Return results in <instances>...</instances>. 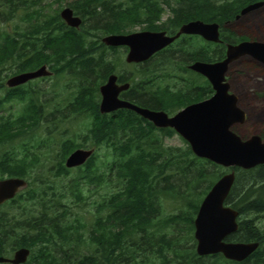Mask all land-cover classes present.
<instances>
[{
    "label": "trees",
    "instance_id": "16d2710c",
    "mask_svg": "<svg viewBox=\"0 0 264 264\" xmlns=\"http://www.w3.org/2000/svg\"><path fill=\"white\" fill-rule=\"evenodd\" d=\"M44 1L0 0L3 13L11 15L24 10L28 21L36 20L35 25L25 29L16 28L12 32L0 30V88H5L2 79L7 71L16 74L34 70L43 64L49 65L56 75L67 72L80 79L81 84L70 109L74 114L91 118L84 140H91L97 147L109 148L111 158L107 161L110 173L100 171L97 149L84 165L74 167L77 171L75 194L83 199L80 185L92 184L96 180L101 183L105 175H108L106 183L109 187L116 181L120 186L117 184V188L99 204L94 222L84 233L80 230L85 228L84 223L77 219L78 226H75L64 220L62 216L66 215L65 212H58L60 201L54 187L46 179H39V185L31 188H28L27 180L28 189L25 192L0 205V255H5L3 243L16 236L14 247L31 249L29 264H135L137 250L146 245L161 260L155 264H167V261L170 264H198L205 260L206 257L195 251L194 217L199 200L197 195H192L195 192H191L198 184H213L219 176L217 168L221 166L197 156L185 140L187 146L184 148L166 147L163 137L155 130L161 131L164 136H172L176 133L173 128L157 127L130 109L102 113L97 99L99 86L114 71L112 62L107 60V50L116 48L108 47L101 39L89 40L90 30L101 29L109 34L127 32L142 24L158 27L164 2L73 0L68 6L82 16V26L86 21L92 24L91 27L75 28L67 26L60 15V8L44 13ZM164 1L171 5L170 0ZM255 1L259 0H226L219 3L217 0H189L198 3L193 9L190 5L185 9L183 0H178L179 6L172 7L174 17L171 22L179 26L192 19H201L224 24L234 21L243 7ZM41 17L44 20L39 22ZM222 57L220 55L219 58ZM195 58L212 60L211 55ZM6 89L5 95L0 98V109L15 99L26 101V104L18 115L0 116V147L37 129L44 113L42 102L32 89L26 90L23 85ZM84 145L70 138L62 142L61 158L55 167L57 175H68L73 171L66 166V158ZM40 163L41 156L36 151L26 149L19 154L14 150H5L0 156V173L2 176L27 179ZM209 164L214 165V169ZM176 174L181 178V184L192 186L186 196L178 195L185 201L178 208L184 210L188 206L192 212L179 214L177 208L176 212L161 216L159 194L166 189L167 194L178 191L172 190L177 186L171 189L167 186L173 184L172 177ZM184 177L187 179L184 180ZM206 192L207 189H203L202 194ZM8 204L16 205L18 211L15 212L13 207L11 211L6 210L4 207ZM102 209H106L105 214ZM184 215L186 220H180ZM174 226L177 231L172 230ZM148 235L151 243L152 240L154 242L153 246L145 244ZM78 244L94 246V252L75 258L72 249ZM252 257L254 264H264L263 251Z\"/></svg>",
    "mask_w": 264,
    "mask_h": 264
},
{
    "label": "water",
    "instance_id": "95a60500",
    "mask_svg": "<svg viewBox=\"0 0 264 264\" xmlns=\"http://www.w3.org/2000/svg\"><path fill=\"white\" fill-rule=\"evenodd\" d=\"M264 5V0L250 3L243 7L236 16L239 18ZM62 19L70 26L79 28L83 18L70 6L60 11ZM182 34H199L206 40L220 42V23L195 19L182 24L174 35L164 31H137L131 33H112L102 38L108 46H128L126 61L143 62L156 52L174 42ZM227 56L220 61H196L190 68L203 74L212 83L216 93L209 99L193 103L170 116L163 110H152L119 98V93L129 84L118 85L117 75L111 74L106 84L102 85L100 111L110 113L120 108L135 111L150 120L155 126L171 127L185 138L193 152L225 167L241 166L251 168L264 163V140L254 134L243 139L232 126L244 122L246 112L237 104V96L229 92L230 83L226 80L229 65L234 60L248 55L264 64V41L245 40L237 44H228ZM47 64L16 73L10 76L6 85L17 87L30 80L52 75ZM95 153V148H76L66 158V166L74 168L84 165ZM235 173L224 174L203 200L195 220V236L198 240L197 252L200 255L223 253L227 258L242 261L249 257L259 246L258 242H226L224 239L238 229V212L224 207L223 201L230 191ZM28 186L23 177H5L0 179V205L14 198ZM31 254L29 247L17 248L12 256L0 255V263L24 264Z\"/></svg>",
    "mask_w": 264,
    "mask_h": 264
},
{
    "label": "rangeland",
    "instance_id": "374dc122",
    "mask_svg": "<svg viewBox=\"0 0 264 264\" xmlns=\"http://www.w3.org/2000/svg\"><path fill=\"white\" fill-rule=\"evenodd\" d=\"M72 1L73 0H45L42 4L43 8L45 9L43 11L44 13H52L54 12L53 10L58 8H60L59 10L61 11L64 7L68 6V3ZM220 1L224 2L226 0H217V3ZM170 2L171 5H166L162 2L164 6V12L159 23H161V25H165V27L169 25L171 18L174 17L172 7L179 6V4H177L178 0H170ZM77 15L81 16L80 14ZM240 17V19L229 23V25L231 24V27L233 26V28L236 29L237 34H239L238 38L249 39L251 36L264 41V6L241 15ZM43 20L44 17H41L38 21L42 22ZM35 21V19L33 21H28L26 11L24 10L10 15V13H3L0 9V30L2 31L12 32L15 31L16 28L25 29L27 27H32V25H35ZM91 25L92 24L90 21H86V23H83L82 27H91ZM146 26V24L136 25L135 29H140ZM90 31L91 36L89 40L92 41L96 39H98L97 41H100V39L102 41V37L108 34L103 32L101 29H91ZM224 34L228 36V32H224ZM92 35L94 36L92 37ZM201 41L202 40L199 38H185L181 40L182 44H179H181L180 46L185 47V49H187V51L190 53L196 51L197 49H203L206 52L209 51L208 55H216V48H214L213 45L207 46L206 42ZM212 50L213 52L211 53ZM107 54V60L111 61L115 66L116 73L127 74L135 71L136 66L130 65L126 62L127 50L125 48H109L107 50ZM181 65L182 64L179 63V66ZM176 71L179 70L177 69L174 71V69H172V73ZM4 74L5 75H3L4 77L2 80L5 83V88H0V98L3 97L7 91L6 88L8 86L6 85V80L10 76L14 75L11 70ZM228 76L230 82L232 83V89L240 95V106L247 111L249 116V123L244 126V129L242 127L240 130H242L244 134H248V132H254L264 135V123H261L262 120L264 121V65L257 62L250 56L244 57L232 64ZM80 84V79L67 72L61 75H56L54 72L51 76L37 78L23 84L26 90L32 89L33 94H35V96L38 95L39 100L42 102V106L44 107L42 123L33 132L28 133V135H25L4 147H0V156L5 150H14L19 154L25 152L26 149L32 152L36 151L41 156V163L32 172L31 177H26L29 181L28 188L39 185V183H37L39 182V179H46V181L54 187L57 193V198L60 201L59 205H57L58 212L66 213V215L62 216L64 220L70 221L75 226H78L76 222L78 219L80 222L85 224V228H81L80 230L84 231V233H87V229L92 225L96 215L98 214L97 210L99 208V204L103 203L104 199L113 192V189L117 188L116 186L118 181L113 182L109 187V185L106 183L108 175H105L104 180L101 183H99L97 180L92 184L82 183L80 188L84 198L79 199L75 194L77 175L76 168H73V171L68 175H57L55 167L61 158V144L65 139L68 138L73 139L77 143H84V148L97 149V164L100 167V171L103 173H110L107 166V161L111 158L109 155V148H106L105 146L97 147L93 145L91 140H84V136L91 123V118L87 115L82 116L74 114L70 109L71 102L74 100ZM97 99L100 100V96H97ZM25 104L26 101L19 99L5 103L4 107L0 109V116L10 114L18 115L24 109ZM155 133L163 137V143L166 147L173 146L184 148L187 146V143L184 141V139H182L177 133L172 136H164V134L159 130H155ZM209 167L214 169L215 166L209 164ZM217 169L218 171H225V168L223 167ZM5 177L9 176H2L0 173V179ZM183 179L186 180L187 178L184 177ZM172 181L173 184H167L168 188L171 189L170 187L177 186L172 188V190L178 191L175 194H167L166 192L168 189H166V192L159 194V207L161 208V216H167L170 213L176 212L175 210L178 208V206H180L179 204L185 202L183 201L182 197H179L178 195L186 196L189 189L192 187L181 184L182 180L180 177H177V174L172 177ZM163 185H166V182H163ZM26 188H23L19 193L25 192L28 189ZM15 206L16 205L11 206L8 204L4 208L8 211H11L13 207L14 211L17 212L18 210L15 208ZM180 209L178 208V211ZM187 209L188 206L185 207L184 210ZM102 213L105 214L106 209H102ZM260 219L258 225L264 226V218ZM16 238V236H14L13 239L8 238L7 241L3 243V246L6 250L4 252L5 255L12 256L15 250L18 248L14 247L13 245V243L16 241ZM142 249H144V247L140 246V250ZM72 251L74 257L79 259L85 254H91L94 252V246L89 244H78L76 248L72 249ZM150 259L151 264L159 263L161 261L159 258H157V256H153L152 254L150 255ZM24 264L29 263L27 261Z\"/></svg>",
    "mask_w": 264,
    "mask_h": 264
},
{
    "label": "flooded vegetation",
    "instance_id": "af4514ba",
    "mask_svg": "<svg viewBox=\"0 0 264 264\" xmlns=\"http://www.w3.org/2000/svg\"><path fill=\"white\" fill-rule=\"evenodd\" d=\"M162 1L167 5V3L164 0ZM197 3L189 2V0H183L182 6L185 9H187L188 6L190 5L191 9H193V6L195 4L197 5ZM240 18L241 17L239 18L235 17V20L240 19ZM192 20H195V19H192ZM171 21L172 20H170L169 25L166 27L165 25H161V23H159L158 27H142L140 29H135V27H133L132 30L127 31V32H121V33L127 34L131 32L148 30V31H156V32L164 31L168 35H174L179 31L182 24L179 26H174V23H172ZM210 22H217V21H210ZM230 22L232 21H226L224 23L225 25L220 23V36H221L220 42H213V41L206 40L203 36L199 34H182L174 42L167 45L165 48L161 49L160 51L156 52L151 58H149L146 61L132 62V63H129L126 61L128 64L136 66L135 71H132L127 74H118L115 72L116 68L112 64L114 71L111 72L107 76L105 81L99 86V96H100V100H98L99 108H100V103L102 101V93H101L100 88L102 85L107 83L108 78L111 74L117 75L118 85H123L126 83L129 84L128 88L122 90L119 93L120 99L135 103L141 107L149 108L152 110H163L167 112L170 116L175 115L181 109L185 108L186 106L190 104L198 103V102L211 98L216 93V90L213 87L212 83L203 74L190 68V65L196 61H206V60L195 58V56L202 57L204 55H208L209 51L206 52L203 49H197L196 51L190 53L189 51H187V49H185V47L180 46L182 44L181 40L185 38H189V39L199 38L202 41L206 42L207 46L213 45V47L216 48V55H212L211 56L212 60L206 61V62H216V61L223 60L227 56L226 53L228 49V44H237L245 40H261V39L254 38L251 36L249 39H239L238 38L239 34H237L236 29H234L233 26L231 27V24L229 25ZM67 26L73 27L68 24ZM80 27H82V24L79 26V28ZM224 32H228V36L224 34ZM109 34H112V33H109ZM220 45H221V48H220ZM108 47H115L116 49L125 48L127 50V53L129 51L128 46H108ZM212 52L213 50L211 51V53ZM220 55H222L223 57L219 58ZM244 57H249V56L245 55L231 62L229 65V69L226 73V80L230 83L229 92L237 96L238 106H240V95L237 94L232 89V83L230 82L228 75H229V71H230L232 64L236 62L237 60H240ZM256 61L261 63L258 60ZM179 63H181L182 65L179 66ZM50 68L51 67H49V69ZM172 69H174V71L178 69L179 71L172 73ZM48 76H51V75H48ZM43 77H46V76H43ZM160 106L162 107L164 106L165 108H161ZM121 109H126V108H120L117 110H121ZM245 112H246L245 121L234 123L232 126V129L236 133H238L243 139H248L254 134H259L262 136L264 140V135L260 133L248 132V134H244L242 130H240L242 127L244 129V126L249 123L248 113L246 110ZM261 123H264V121L262 120ZM180 137L184 139L185 141H187L181 135ZM201 158H204V157H201ZM217 165H220V164H217ZM220 166L225 168V171L222 170L218 172L219 176L218 178H216L213 184H205V185L198 184L193 187L192 192H191V194L195 192L192 195H197L196 197L199 200V206L197 210H195V217H194L195 229L193 230V237H194V243H195V251L197 252V246H198V240L195 236V230H196L195 220L199 213L201 204L203 200L205 199V197L207 196V194L209 193V191L213 188L214 184L224 174H227L230 172L235 173V179H234V182H233V185L230 191L224 198L223 205L224 207L232 208L233 210L238 212V215L236 217V220L238 223V229L235 232L226 236L224 240L226 242H239V241L258 242L259 246L249 257H247L245 260H242V261L229 259L221 252L214 253V254H207V255H200L197 252L200 256L206 257L205 260H202L198 264H213L215 260L217 261L215 264H233V263L235 264V262H243L244 264H254L255 260H253L252 256L256 254L257 252L261 253L263 251L264 253V226L258 225L259 219L264 218V163L258 164L251 168H243L241 166H231V167H225L223 165H220ZM203 189H207V192L205 194L204 193L202 194ZM179 211H180L179 214H183L184 212L185 213L192 212V210L189 211V208L184 211L183 209H180ZM179 219L182 221H185L186 217L184 215L183 217H180ZM172 230L177 231L178 228H175L174 226L172 227ZM242 237H244V240H241ZM250 237H253V238L250 239ZM246 238H249L250 240H247ZM147 243H149L150 246H153L154 244L153 240L151 243V239L149 235L147 236L145 244ZM137 252H138L136 254L137 263L135 264H147V263L151 264L150 255L152 254L153 256H155V253H152L151 249H149V246L146 245L144 249L142 250H140L139 248ZM167 264H170V261H167Z\"/></svg>",
    "mask_w": 264,
    "mask_h": 264
}]
</instances>
